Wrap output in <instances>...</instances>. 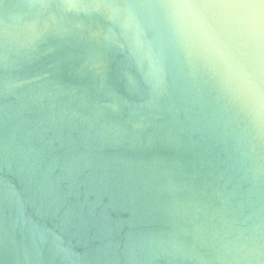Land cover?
I'll return each instance as SVG.
<instances>
[{"label": "water", "instance_id": "1", "mask_svg": "<svg viewBox=\"0 0 264 264\" xmlns=\"http://www.w3.org/2000/svg\"><path fill=\"white\" fill-rule=\"evenodd\" d=\"M22 2L0 0V25L5 5ZM96 48L86 35L51 36L12 61L0 56V264H170L147 244L191 240L190 184L206 213L196 224L242 219L231 208L244 197L225 187L203 123L175 115L168 99L142 108L121 57L105 53L98 67ZM248 210L258 212L250 223L264 220L261 205Z\"/></svg>", "mask_w": 264, "mask_h": 264}, {"label": "clouds", "instance_id": "2", "mask_svg": "<svg viewBox=\"0 0 264 264\" xmlns=\"http://www.w3.org/2000/svg\"><path fill=\"white\" fill-rule=\"evenodd\" d=\"M5 10V62L51 36L86 35L97 46L96 66L105 53L121 57V77L144 98L142 108L168 99L175 115L183 111L187 123L210 133L225 187L244 197L231 208L242 219L221 229L196 224L206 213L190 184L183 215L193 224L191 240H150L151 255L170 264H264V220L250 223L258 212L248 210L264 208V0H23ZM199 244L213 256L200 255Z\"/></svg>", "mask_w": 264, "mask_h": 264}]
</instances>
